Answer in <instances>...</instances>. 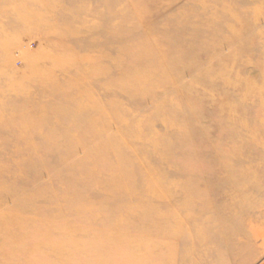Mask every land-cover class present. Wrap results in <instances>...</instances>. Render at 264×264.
I'll list each match as a JSON object with an SVG mask.
<instances>
[{"label": "rangeland", "instance_id": "obj_1", "mask_svg": "<svg viewBox=\"0 0 264 264\" xmlns=\"http://www.w3.org/2000/svg\"><path fill=\"white\" fill-rule=\"evenodd\" d=\"M173 210L146 264H264V0H0V264H135Z\"/></svg>", "mask_w": 264, "mask_h": 264}, {"label": "bare ground", "instance_id": "obj_2", "mask_svg": "<svg viewBox=\"0 0 264 264\" xmlns=\"http://www.w3.org/2000/svg\"><path fill=\"white\" fill-rule=\"evenodd\" d=\"M132 123H134V126H136V124H139L135 121H133ZM142 161L143 160H141L140 162H142ZM131 185L135 186V184H131ZM176 209L178 210V208H176ZM180 209L182 210V207ZM144 211L150 212V210L147 209V207L143 208V210H141V212H140L141 215H140L138 220L144 219L143 218L144 213L142 214V212H144ZM85 212H88L89 215H91V216H93V215L96 216V215H98V213H100V209H98L97 206L92 205L89 207V209L86 208ZM157 212H158V214H160L159 213L160 211H157ZM173 212H175V213L170 214V216L172 219L173 218L175 219V218H177V216H175L176 211L173 210ZM164 214H166V213H164ZM123 215H126V212ZM141 216H143V217H141ZM175 221H178V222H176V224H175L174 221H171L170 223L165 224V226H162V228L159 226H156L155 224L152 225L149 220L148 221L145 220L142 222L140 221L141 225L140 224L136 225L134 228H132V230H135V229L138 230L139 228L140 229L145 228L147 232L155 231V232H157V234H160L159 236H161V237L158 240H154L153 243H150V240L145 239V237L142 235H140L137 238H131L130 242H125L126 243L125 244L126 245L125 254H127V257H130L131 260L133 262H135V264H146L147 262L152 260V258L158 257L160 255H162V257H164V258L166 257V259L169 257L172 258L174 256V252H172L173 254H170L169 250L167 249L168 248L167 246L171 245L169 239H173L175 236H177L179 238L181 233H184V232L189 233L195 229L193 226H189L187 229L186 228L184 229V232H181V231H179V227L181 224H183L182 220L175 219ZM125 229L130 230V228L127 226L125 227ZM172 242H173V240H172ZM141 244L145 245V247L141 248ZM164 249H166V250H164Z\"/></svg>", "mask_w": 264, "mask_h": 264}]
</instances>
